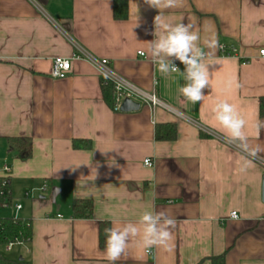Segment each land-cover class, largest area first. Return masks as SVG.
Here are the masks:
<instances>
[{
    "label": "crops",
    "instance_id": "crops-1",
    "mask_svg": "<svg viewBox=\"0 0 264 264\" xmlns=\"http://www.w3.org/2000/svg\"><path fill=\"white\" fill-rule=\"evenodd\" d=\"M112 3L0 0V174L6 165L11 204L21 206L17 212L1 207L0 217L31 221L30 241L1 248L3 257L108 264L98 222H136L154 208L176 219L173 250L132 242L116 264H209L205 258L222 253L225 264H264V152L239 172L243 154L225 141L212 113L218 100L234 104L248 122L250 143L264 147V129L257 135L255 127L264 121V57L258 53L264 49V0H182L180 7L161 9L164 22L191 23L201 47L216 38L237 49L224 57L218 48H205L213 64L210 87L196 104L179 92L180 73L161 74L147 52L159 10L127 0V17L116 20ZM74 44L106 59L116 76L162 104L141 102L132 112L109 107L98 67L74 58ZM57 57L71 62L63 79L49 75ZM229 80L240 87L229 88ZM167 123L176 125V138L155 140V125ZM24 137L31 140V156L21 160L8 140ZM73 141L89 146L74 148ZM75 199L92 201L91 217H72ZM232 212L238 219H230Z\"/></svg>",
    "mask_w": 264,
    "mask_h": 264
},
{
    "label": "clouds",
    "instance_id": "clouds-1",
    "mask_svg": "<svg viewBox=\"0 0 264 264\" xmlns=\"http://www.w3.org/2000/svg\"><path fill=\"white\" fill-rule=\"evenodd\" d=\"M144 3L159 10V14L154 17L155 39L148 42V54L158 65L161 74L180 73L184 84L179 88V92L186 100L192 104L203 101L205 89L210 87V67L213 66L212 63L206 62L210 52H206L205 48L214 50L220 47L218 39H206L203 41L204 47H201V37L198 32L193 31L191 23L171 24L163 21L161 9L180 7L182 0H144ZM175 61L184 65L183 71ZM233 85L240 87L234 80L227 81L229 88ZM212 113L213 119L224 132L225 141L243 154L238 171L246 172L252 162L250 158H256L264 152V147L250 143L245 132L248 122L234 104L227 100H218L212 108ZM255 127L259 135L260 130L264 129V121L257 120ZM230 219H238L235 212L231 214ZM176 223V219L167 212H157L154 208L143 212L136 222L113 220L112 226L104 230V258L108 264H116L126 256L132 242L145 249L158 248L171 252L174 247Z\"/></svg>",
    "mask_w": 264,
    "mask_h": 264
},
{
    "label": "trees",
    "instance_id": "trees-1",
    "mask_svg": "<svg viewBox=\"0 0 264 264\" xmlns=\"http://www.w3.org/2000/svg\"><path fill=\"white\" fill-rule=\"evenodd\" d=\"M112 15L116 20H123L127 17V0H113ZM102 97L105 103L114 107V86L111 81L100 80ZM259 117H264V97L259 99ZM203 136V135H202ZM154 138L158 141H171L176 138V125L172 123L156 124ZM74 148L89 146L88 142L73 141ZM8 145L15 151L17 158L26 160L31 156V140L27 137L13 138L8 140ZM0 201L11 202L9 178L6 185L1 184L0 179ZM93 204L90 199H75L71 203V213L73 218H89L92 216ZM110 227L108 222H98V245L105 248V229ZM31 239V221L16 216L0 217V250L1 248L17 243H26ZM209 264H225V254L210 256L205 258ZM1 264H28L24 260L9 261L3 257L0 251Z\"/></svg>",
    "mask_w": 264,
    "mask_h": 264
},
{
    "label": "built area",
    "instance_id": "built-area-1",
    "mask_svg": "<svg viewBox=\"0 0 264 264\" xmlns=\"http://www.w3.org/2000/svg\"><path fill=\"white\" fill-rule=\"evenodd\" d=\"M220 47H218V52L221 56L229 57V56H236L237 55V49L232 45H225L223 43L219 44ZM74 50L75 53L73 55L76 59H82L85 61H89L96 65L99 69L100 75L102 76V79L111 81L114 86V92H115V100H114V110L118 111L119 107L122 103V101L125 98H130L139 104L141 102L149 104L151 107H154L156 105H161L162 103L155 97L154 94L148 95L140 91L139 89L133 87L123 79L116 76L111 69L108 67V61L106 59H95L90 54L86 52L81 46L74 44ZM259 55L264 57V49L259 50ZM138 55L142 56L143 53L141 51H138ZM71 71V62L70 59L60 58L57 57L53 59L51 69L49 72V75L53 79H63L65 78ZM143 164L147 167H151L152 163L149 159H145L143 161ZM9 178V168L4 165L1 168V184L6 185L8 183ZM40 190H45V185L40 188ZM13 207L15 211L17 212L20 209L19 204L12 205L11 202H2L0 201V207L7 208V207ZM233 213V212H232ZM230 213V216L231 214ZM236 214V213H235ZM237 216V215H236Z\"/></svg>",
    "mask_w": 264,
    "mask_h": 264
},
{
    "label": "water",
    "instance_id": "water-1",
    "mask_svg": "<svg viewBox=\"0 0 264 264\" xmlns=\"http://www.w3.org/2000/svg\"><path fill=\"white\" fill-rule=\"evenodd\" d=\"M140 107V104L130 98H125L120 107L119 111L120 112H132V111H137ZM262 201L264 202V175L262 177ZM21 258H19L20 260Z\"/></svg>",
    "mask_w": 264,
    "mask_h": 264
},
{
    "label": "rangeland",
    "instance_id": "rangeland-1",
    "mask_svg": "<svg viewBox=\"0 0 264 264\" xmlns=\"http://www.w3.org/2000/svg\"><path fill=\"white\" fill-rule=\"evenodd\" d=\"M32 194H34V193L32 192ZM0 208H1V207H0ZM14 249H15V248H14ZM4 253H5V252H3V255H4ZM18 258H19V256H17L15 260H17Z\"/></svg>",
    "mask_w": 264,
    "mask_h": 264
}]
</instances>
